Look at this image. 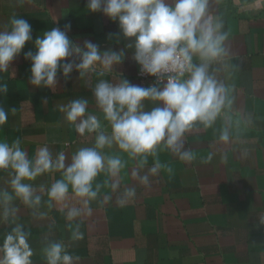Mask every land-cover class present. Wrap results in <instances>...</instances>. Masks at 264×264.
<instances>
[{
    "label": "crops",
    "instance_id": "0c3cea01",
    "mask_svg": "<svg viewBox=\"0 0 264 264\" xmlns=\"http://www.w3.org/2000/svg\"><path fill=\"white\" fill-rule=\"evenodd\" d=\"M206 15L221 24L225 37L224 54L208 67L223 88L224 104L210 126L196 121L184 132L180 152L188 158L163 143L146 157H130L113 142L99 151L106 160L120 158L123 166L115 176L107 171L97 175L92 182L97 196L87 205L71 185L63 201L48 196L65 169L25 180L40 202L29 207L14 197L0 204V217L5 207L15 209L0 218V244L19 224L32 249L31 264H47L44 249L54 242L74 257L72 264H264V0H208ZM13 16L28 21L33 39L0 73V89H7L0 92V107L8 114L0 125V141L19 140L30 161L47 146L53 161L65 157L66 168L81 148L95 146L96 132L80 135L65 119L62 109L72 100L86 101L85 116L95 115L99 131L111 134L94 95L99 82L164 87L140 81L135 38L122 34L118 20L89 12L87 0H0V30ZM65 25H70L67 34L75 46L90 41L101 59L81 74L75 67L81 55L73 54L65 61L73 63L67 76L58 70L55 85L37 88L30 83L31 61L25 53L35 52L34 41L44 32ZM113 52L120 54L119 61L103 63ZM193 63H201L198 56ZM142 104L143 111L163 106L152 100ZM13 175L12 169L0 170V192L13 194ZM128 189H135V195L129 196ZM72 208H88L91 214L69 220ZM77 225L81 239L72 236Z\"/></svg>",
    "mask_w": 264,
    "mask_h": 264
},
{
    "label": "clouds",
    "instance_id": "9594fccd",
    "mask_svg": "<svg viewBox=\"0 0 264 264\" xmlns=\"http://www.w3.org/2000/svg\"><path fill=\"white\" fill-rule=\"evenodd\" d=\"M207 4L208 0H172L171 4L166 0H87L89 12L118 20L122 34L135 38L133 58L145 73L172 75L167 76L162 90L154 85L147 88L132 85L127 80L118 84L99 82L94 95L104 119L111 125L110 135L99 131L101 123L95 115L85 116L86 101L75 99L64 106L65 119L75 124L77 133H97L95 146L81 148L66 168L65 157L61 154L53 161L47 146L40 147L35 160L30 161L19 140L11 144L0 141V170L12 169L14 173L10 180L13 194L0 192V204L8 205L14 197L29 207L39 204L40 197L35 196L24 181L34 180L41 173L56 168L65 169L64 178L51 186L48 196L63 201L71 185L75 196L83 198L87 205L97 196L92 186L97 175L107 171L115 176L123 166L120 158L106 160L99 151L105 146L111 147L113 142L130 157H146L163 143L181 158H188V153L180 152L184 132L196 121L210 126L224 104L223 88L209 74L208 67L211 61L224 54L225 37L219 32L221 24L206 15ZM69 27H54L44 32L34 41L35 52L25 53V58L31 61L30 83L35 87L55 85L58 70L67 76L73 70V63L65 61L73 54L81 55L80 63L75 65L81 74L100 61L98 46L90 41L82 47L75 46L67 34ZM32 39L28 21L13 16L0 30V73L8 70L13 59ZM194 55L201 63H193ZM119 59L120 54L113 52L105 56L103 63L110 65ZM185 73L188 74L186 79ZM5 91L6 88L0 89V92ZM144 100L160 101L163 106L143 111ZM7 119L8 114L0 107V125ZM158 168L159 164L149 171L155 174ZM147 180V176L141 177L143 183ZM127 194L134 196L135 189H128ZM14 212V208L5 207L0 218L7 219ZM90 214L91 209L72 208L67 219ZM78 227L72 233L74 239L82 238ZM44 251L47 264H72L74 259L59 242L49 244ZM0 253V264H31L32 249L21 225L17 224L4 236Z\"/></svg>",
    "mask_w": 264,
    "mask_h": 264
},
{
    "label": "built area",
    "instance_id": "2783aa9c",
    "mask_svg": "<svg viewBox=\"0 0 264 264\" xmlns=\"http://www.w3.org/2000/svg\"><path fill=\"white\" fill-rule=\"evenodd\" d=\"M136 62V61H135ZM137 65V72L136 76L140 79L141 82L146 83L148 81H152L155 84L159 86H164L167 83V76L172 75V73H166V74H157V76L148 75L145 73L141 66L136 62ZM186 74V73H185Z\"/></svg>",
    "mask_w": 264,
    "mask_h": 264
}]
</instances>
